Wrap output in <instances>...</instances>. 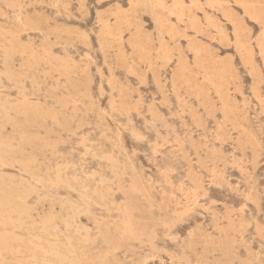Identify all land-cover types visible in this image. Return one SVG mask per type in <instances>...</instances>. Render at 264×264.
Returning <instances> with one entry per match:
<instances>
[{
    "label": "rangeland",
    "instance_id": "obj_1",
    "mask_svg": "<svg viewBox=\"0 0 264 264\" xmlns=\"http://www.w3.org/2000/svg\"><path fill=\"white\" fill-rule=\"evenodd\" d=\"M0 264H264V0H0Z\"/></svg>",
    "mask_w": 264,
    "mask_h": 264
},
{
    "label": "bare ground",
    "instance_id": "obj_2",
    "mask_svg": "<svg viewBox=\"0 0 264 264\" xmlns=\"http://www.w3.org/2000/svg\"><path fill=\"white\" fill-rule=\"evenodd\" d=\"M215 4V3H214ZM146 5V4H145ZM152 5V4H151ZM164 5V4H163ZM177 7V6H176ZM166 8V7H165ZM179 8V7H178ZM171 11V10H170ZM175 11V10H174ZM179 14H181V13H179ZM180 16H182V14L180 15ZM186 19V18H185ZM160 20V19H159ZM158 25V24H157ZM248 60H250V59H248ZM247 62H250V61H247ZM248 67V66H247ZM250 72V71H249Z\"/></svg>",
    "mask_w": 264,
    "mask_h": 264
}]
</instances>
